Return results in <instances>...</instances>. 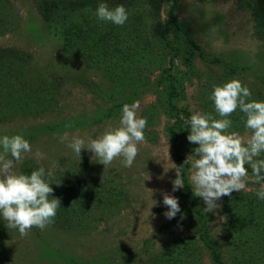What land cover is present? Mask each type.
Returning <instances> with one entry per match:
<instances>
[{
    "label": "rangeland",
    "instance_id": "obj_1",
    "mask_svg": "<svg viewBox=\"0 0 264 264\" xmlns=\"http://www.w3.org/2000/svg\"><path fill=\"white\" fill-rule=\"evenodd\" d=\"M101 2L122 4L125 24L98 20ZM69 22L85 34L75 48L60 28ZM233 79L264 102V0H0V137L30 143L14 170L30 175L44 167L61 200L54 223L27 236L0 218V264H212L207 230L227 259L234 239L247 247L249 234L230 227L231 207L247 205L251 213L254 204L247 221L259 225L263 182L248 176L244 190L206 213L193 196L188 160L191 189L172 191L171 163L178 167L177 154L186 160L198 147L187 140L184 112L219 119L208 97ZM134 103L147 120L146 142L130 168L120 158L103 168L90 151L79 158L60 142L67 132L87 144L118 126L122 106ZM243 115L237 109L228 117V131L247 139ZM161 193L178 199L181 212L171 220Z\"/></svg>",
    "mask_w": 264,
    "mask_h": 264
},
{
    "label": "clouds",
    "instance_id": "obj_2",
    "mask_svg": "<svg viewBox=\"0 0 264 264\" xmlns=\"http://www.w3.org/2000/svg\"><path fill=\"white\" fill-rule=\"evenodd\" d=\"M95 15L98 20L116 26H123L128 19L122 4L109 8L107 3L101 2ZM251 95L249 88L236 79L214 86L208 98L219 119L208 113L195 112L185 120L190 129L188 142L198 145L185 163L191 160L189 180L192 193L204 202L206 207L203 211L206 213H214L220 207L217 201L222 197H230L233 192L239 193L246 188L248 170L245 165H250L255 183L264 181V159H258L264 153V102L251 100ZM138 107V103L124 104L118 126L90 139L87 144L77 136L69 138L67 132L60 142H67L66 147L79 158L82 149L90 151L103 168L117 158H120L123 167L130 168L139 153L138 145L146 142L144 130L147 120L137 116ZM237 109L244 114V127L250 133L247 139L237 132L228 131L232 125L228 117ZM31 152L30 143L21 135L0 137V218L6 222L8 229L18 230L22 237L34 227L43 230L53 224L61 206L60 198L54 197L50 187L51 172L46 179L44 167H39L30 175L14 170L24 155ZM34 155L38 161L45 158L39 150ZM171 165L176 173L172 182V191L175 192L184 186V179L182 167ZM161 194L162 203L168 209L163 215L171 220L181 212L178 199L167 193ZM256 196L264 201V184H261ZM183 218L181 214V220Z\"/></svg>",
    "mask_w": 264,
    "mask_h": 264
},
{
    "label": "trees",
    "instance_id": "obj_3",
    "mask_svg": "<svg viewBox=\"0 0 264 264\" xmlns=\"http://www.w3.org/2000/svg\"><path fill=\"white\" fill-rule=\"evenodd\" d=\"M63 8L65 11H67L66 9L67 7H63ZM50 11L51 9H46V11H44L46 20L50 19V15H51ZM170 18L172 20L174 19L172 14L170 15ZM64 25H62L60 28L64 30V31L62 30L63 36L65 34L67 42L71 44L70 47L75 48L76 46L82 45L80 37H82L85 34L78 29L77 25H73V22L65 23ZM88 34L90 33H87L86 35L88 36ZM184 115L187 119H189L191 116V114L188 111H185ZM259 158H261V156L258 157V159ZM176 162L178 164V167H182L184 184L186 188L190 190L191 187L187 179L188 163L187 162L185 163V159L183 155L180 154H177ZM245 167L248 170V176H252L250 165H245ZM262 182L264 183V181ZM251 206L253 208V211L251 213L250 211H248L250 210V208H248L247 205L245 206L243 205L242 207H240L239 205H234L231 207L232 210L231 215L234 218L230 224V227L234 230L235 233L240 234L242 233L243 230L244 232H247L249 235H247L245 241L247 247L237 246V240L234 239L233 241L234 246L232 247V252L230 253L229 259H227L226 253L223 250H221L219 247H217V244L215 240L212 238V236L209 234V231L208 230L207 232L205 231L206 235L203 244L206 248V251L209 255L212 264H264V262L262 263L254 262V256H255L254 253L256 254V256H258L259 254L257 258L260 257L261 259H264V219H262L264 215L258 214V218L261 220L259 225L258 223L255 225L254 223H248L247 220L249 216H251L254 213V204H251ZM255 206L258 208V204H256ZM239 217L243 218V223L241 221V224L238 223L240 222ZM258 237L260 239L262 237L259 244L260 246L258 245L254 246V242L257 243ZM232 258L234 261H231ZM228 260L232 263H229Z\"/></svg>",
    "mask_w": 264,
    "mask_h": 264
}]
</instances>
